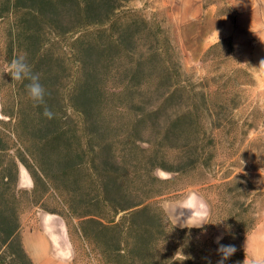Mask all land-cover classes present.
Listing matches in <instances>:
<instances>
[{
    "label": "trees",
    "instance_id": "16d2710c",
    "mask_svg": "<svg viewBox=\"0 0 264 264\" xmlns=\"http://www.w3.org/2000/svg\"><path fill=\"white\" fill-rule=\"evenodd\" d=\"M133 1L0 0L4 64L26 54L46 89L45 104L36 106L28 81L6 85V74L0 75L1 113L7 117L0 121H17L22 148L12 153L0 130V264H34L22 241L21 215L29 204L61 216L68 234L74 226L101 264H217L219 245L197 237L188 242L181 236L182 253L170 257L177 249L166 244L172 230L201 228L178 227L168 217L159 198L170 180L155 168L174 172L185 186L223 188L227 231L220 244L240 235L224 264H243L241 240L257 219L244 216L251 203L238 200L241 193L226 175L241 167L228 161L231 143L215 132L247 125L236 116L247 104L252 75L230 37L203 51V75L186 70L163 9L148 14L147 0H139L141 7ZM70 33L77 35L70 40ZM69 51L78 68L73 85L66 83ZM45 107L53 118L43 115ZM81 123L87 132L78 129ZM146 132L159 134L151 140ZM17 161L33 180L30 192L17 186ZM241 170L232 178L247 176ZM216 174L222 176L217 183ZM38 186L54 191L59 209L33 198ZM258 193L264 209V190Z\"/></svg>",
    "mask_w": 264,
    "mask_h": 264
},
{
    "label": "rangeland",
    "instance_id": "374dc122",
    "mask_svg": "<svg viewBox=\"0 0 264 264\" xmlns=\"http://www.w3.org/2000/svg\"><path fill=\"white\" fill-rule=\"evenodd\" d=\"M149 6L146 8V12L149 14L154 10L163 9L164 14H166L169 18L170 24L174 29V34L176 38V43L178 45L180 51V58L182 65L186 70H190L195 72L197 75H203V68L199 61L201 54L203 51L209 46L210 42L214 39V36H209V32L212 31L213 25L208 20L204 19V12L206 10H214L215 17H221L223 15L232 17L233 11L228 8L222 0H147ZM132 6L141 7L142 1L136 0L130 3ZM213 5V6H212ZM77 33H70V40L74 38ZM202 39V41H201ZM200 45V47L196 50L195 46ZM236 52V51H235ZM237 54V53H236ZM241 63L249 69L252 78L253 84L245 88V93L247 95V104L245 107H242L240 111H238L236 120H245V124L242 125V129L239 132H215L223 136L225 140H229L231 143V149H229L228 153V161L231 162L233 160H237V165L241 168H235L232 170H227L226 175H230L231 177V185L232 187H237L236 191L241 193L238 200L244 203H251L250 208L245 213V217L248 221L255 217L257 220L259 219L262 211L264 209L261 208V204L259 202L260 195L259 191L264 190V167H259V163L264 161V76L260 73H257L254 68V63L249 59L245 58L239 54ZM69 60L68 66H71V77H67L66 83L68 85H73L75 76L77 74V63L74 61V55L69 51ZM7 65L3 62V57L0 55V75L6 74V85L11 83V76L5 73ZM9 81V82H7ZM6 87V86H5ZM95 120V118L93 117ZM3 120H7V117L3 116ZM26 120V119H25ZM28 121V120H26ZM97 121V120H96ZM100 122V117L99 121ZM17 121L14 119L10 121V123H2L0 121V130L5 135L6 142L11 145V152L18 154L20 150H22L20 145V136L16 131H14V127ZM24 123V120H23ZM22 123V124H23ZM91 124V123H89ZM100 124V123H99ZM250 124V125H249ZM87 125H83L82 123L78 126V129L81 132H87ZM38 132V131H37ZM106 132H118L114 129H110ZM21 136L23 135L22 132ZM147 136L152 139H155V136L159 134V132H146ZM228 142V143H229ZM170 144L174 145L175 140L171 139ZM139 145L146 146V143L139 142ZM176 150H170L171 158H175ZM264 163V162H262ZM18 166V174H17V186L20 190H28L29 192L33 188V180L24 166V164L20 161H17ZM247 169L246 175L244 178H237L236 176L232 178L233 174L240 173L244 174L241 169ZM232 171V172H231ZM155 174L164 180H170L163 187L165 189V194L159 198V202L165 209L166 214L168 212L171 213L172 217H174L175 213H180L181 223H187L191 225H184L178 227H197L194 225H198L201 221L195 220L191 214L190 209H186L187 205L179 206L176 205V201L182 199L188 194L197 193L199 195H206L211 203V208L209 203L206 201L208 206V219L198 232L193 231H185L182 233L173 232L167 235L166 244H170L175 247L176 250L170 253L171 258L179 257V253H182V249H180L179 242L181 241V236H183L186 240L191 241L195 237L199 240H208L213 241L211 237L216 235L217 237H224L226 235V221L220 224H216L222 220L226 216L224 212L225 203L222 199L224 195V190L222 188V192L219 187H211V188H203L197 185L185 186L183 182L178 180V175L174 172L164 170L162 168H155ZM219 174H216L215 183L219 182L217 178H221ZM250 186L252 188H250ZM182 191L176 192V189H181ZM204 197V196H203ZM33 198L36 199L39 203H42L43 206H47L50 208H58V203L55 201L56 197L54 191L49 189L45 193V187L38 186L35 189V193ZM201 201L202 199L199 198ZM205 199V198H204ZM206 200V199H205ZM193 203V202H192ZM220 206V207H219ZM198 207L196 202L193 203L192 208ZM213 210L212 217L210 218V210ZM38 213L41 214L42 223L44 227V231L47 234L48 238H50V243H46L42 246V250L44 251V256L59 259L57 257L63 256L64 259H61L59 264H101L102 259L98 256V253L94 250L91 245L85 243L82 238L81 233L75 229L74 226L70 227V233L68 234L66 225L64 220L63 227L58 221L61 217L57 215V221L50 219L47 217L46 210L39 206L28 205L26 210L21 215V225L23 229H31L34 226L36 227L38 222ZM169 217V215H168ZM170 218V217H169ZM61 222V221H59ZM204 230L203 233H200ZM239 234L236 235L233 239L227 240V245H238L239 242ZM174 240L177 243H174ZM217 241V240H216ZM215 242V241H214ZM217 243V242H215ZM166 246V245H165ZM230 258L227 259L229 261ZM225 262V261H224Z\"/></svg>",
    "mask_w": 264,
    "mask_h": 264
},
{
    "label": "crops",
    "instance_id": "0c3cea01",
    "mask_svg": "<svg viewBox=\"0 0 264 264\" xmlns=\"http://www.w3.org/2000/svg\"><path fill=\"white\" fill-rule=\"evenodd\" d=\"M225 5H227L232 11L235 12L233 18L229 16L215 17L214 10H206L204 12V19L212 23V31L209 32V36H214V39L210 42L213 43L217 39V30L219 32V39L223 37H230L234 45V49L237 54L249 58L254 63V68L257 73H260V70L257 69L260 66V62L264 60V0H222ZM213 6V5H212ZM202 41V39H201ZM209 45V44H208ZM200 45H196L195 49L197 50ZM0 119H3L0 106ZM192 194H195L196 197L202 199V201L193 199L188 200V197ZM206 203V200L202 195L197 193H191L183 197L182 199L176 201V205H193ZM208 209V206H207ZM198 207L190 209L191 216L197 220L201 221L200 215H198ZM168 212V215L172 222L178 226L191 225L187 223H181L180 213H175L172 217L171 213ZM47 217L52 220L57 221V215L52 213H46ZM59 222L63 227V221L61 217ZM208 219V217H207ZM205 219L203 222L207 221ZM63 223V224H62ZM194 225V226H199ZM42 223L41 214L38 213V222L36 227L34 226L31 229L22 230V241L24 248L32 258L34 264H59L61 259H64L63 256L55 258L45 257L42 246L46 243H50V238L44 231ZM202 230L200 233H203ZM213 241L216 242L217 236L213 235L211 237ZM241 250L244 254L245 259H252L253 257L260 256L264 257V211H262L259 219L257 220L253 229L243 237L241 240Z\"/></svg>",
    "mask_w": 264,
    "mask_h": 264
},
{
    "label": "clouds",
    "instance_id": "9594fccd",
    "mask_svg": "<svg viewBox=\"0 0 264 264\" xmlns=\"http://www.w3.org/2000/svg\"><path fill=\"white\" fill-rule=\"evenodd\" d=\"M217 39L219 41V32L217 30ZM260 70V74L264 76V60L260 62V66L257 68ZM5 73L11 76L12 81L17 82H24L25 80L28 81V83L25 85L27 90L28 97L34 102L36 106H41L45 104V96H46V89L40 82V76L37 73H34L30 67V65L27 62V56L26 54H19L16 55L7 65ZM43 115L51 119L53 118V113L51 110H49L47 107L44 108ZM193 199L199 200V197H196L195 194H192L188 197V200L191 201ZM186 209H192L191 205H187L184 207ZM198 215L201 217V222L199 226L197 227H203L205 224L203 221L207 219L209 213L208 209L205 203H200L198 205ZM225 220H222L216 224L223 223ZM223 237H217V244L219 245L217 248V253L220 256V260L217 262V264H224V261H226L231 255H233L236 251L235 247L232 245H224L220 244V240ZM243 264H264V257L256 256L252 259H245Z\"/></svg>",
    "mask_w": 264,
    "mask_h": 264
}]
</instances>
